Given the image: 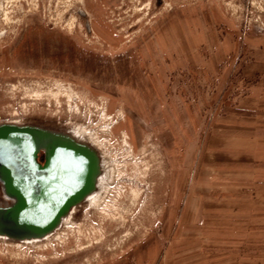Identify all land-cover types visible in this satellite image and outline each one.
Listing matches in <instances>:
<instances>
[{
  "label": "rangeland",
  "instance_id": "1",
  "mask_svg": "<svg viewBox=\"0 0 264 264\" xmlns=\"http://www.w3.org/2000/svg\"><path fill=\"white\" fill-rule=\"evenodd\" d=\"M6 120L97 131L111 173L0 264H264V0H0Z\"/></svg>",
  "mask_w": 264,
  "mask_h": 264
},
{
  "label": "water",
  "instance_id": "2",
  "mask_svg": "<svg viewBox=\"0 0 264 264\" xmlns=\"http://www.w3.org/2000/svg\"><path fill=\"white\" fill-rule=\"evenodd\" d=\"M25 133L35 135V140L20 137ZM14 138L22 140L18 149L9 141ZM41 150L44 164L36 160ZM85 168L91 169L85 183L75 185L73 178L82 177ZM99 168L96 149L64 131L38 124L0 123V183L10 200L0 205V235L16 240L46 236L69 208L93 190ZM41 215L46 216L44 220Z\"/></svg>",
  "mask_w": 264,
  "mask_h": 264
},
{
  "label": "bare ground",
  "instance_id": "3",
  "mask_svg": "<svg viewBox=\"0 0 264 264\" xmlns=\"http://www.w3.org/2000/svg\"><path fill=\"white\" fill-rule=\"evenodd\" d=\"M2 123H19V124H23L19 120H8V121L6 120V121H4ZM64 132H66L67 134L71 135L76 141H79L81 143L89 144V145H91L92 147H94L96 149V151L98 153V157H99L100 168H99V173L96 176L95 185H94L93 190H91L89 193H87L86 196H85V198L82 201H80L79 203H76L70 209H68V211L66 212V214L63 215L60 218L58 224L55 226V229L52 230L51 232H49L46 236L40 237V238H28V239L16 240V239H11V238H9V237H7L5 235H0V239H3L5 241H8L9 240L13 244L14 243L15 244H22V243L25 244V243H40V242H43V241H47V240H49V239H51L53 237L61 238L62 237L60 235V232H61L60 229H61V227H59V225L62 224V227H64L65 225H67V227H68L69 224L73 223L74 218H75V215L78 212V209L83 204L86 205L87 207L94 206L96 208V207H99L103 203V199H104L106 190L109 187L108 186L109 185L108 180H109V176H110L111 171H110V166H109V164L107 162L106 156H105V154H103L104 152L101 155V153H100L101 151H99V149H101V146L103 145L102 140L100 139L99 133L97 131H95V130H93V131H87L81 125H75V126L71 127L69 130H66ZM20 137H22L24 140H26L28 138L31 139V140H35V138H36L35 135H33L31 133H25L24 134V137L23 136H20ZM9 141L10 142H14L15 143V146L17 147V149L20 148V146H21L20 145L21 144L20 142L22 141L20 138H14L13 140H9ZM40 152H42V150ZM36 160L38 161V156H37ZM87 160H88L87 161V167H90V165H91V159H89V157H87ZM90 171H91L90 168H85L84 170H81V172L83 173V176L82 177L73 178V179H75V181H74L75 185L79 186V185L84 184L85 181H86L85 178H86V176H89V172ZM68 183H72V181H70ZM69 187H71V186H69ZM73 188H75V187H73ZM5 196L7 197L6 194H5ZM83 201H86V202L80 204ZM3 203L4 202H0V205H3L4 206L5 204H3ZM50 214H48V216ZM41 216H42L41 217L42 218L41 220H44L43 218L46 217V216H43V215H41ZM48 242L49 241H47V243ZM47 243L45 242L44 243L45 245H43V246L44 247L47 246ZM38 246H39V244H38Z\"/></svg>",
  "mask_w": 264,
  "mask_h": 264
},
{
  "label": "flooded vegetation",
  "instance_id": "4",
  "mask_svg": "<svg viewBox=\"0 0 264 264\" xmlns=\"http://www.w3.org/2000/svg\"><path fill=\"white\" fill-rule=\"evenodd\" d=\"M38 162L44 164L45 163V152L42 150V152L38 153ZM42 156V159L40 158ZM0 187H1V183H0ZM5 202L3 204H9L10 200L8 197L5 196V194H3ZM70 209V208H69Z\"/></svg>",
  "mask_w": 264,
  "mask_h": 264
}]
</instances>
